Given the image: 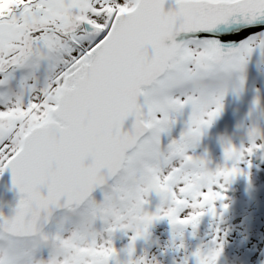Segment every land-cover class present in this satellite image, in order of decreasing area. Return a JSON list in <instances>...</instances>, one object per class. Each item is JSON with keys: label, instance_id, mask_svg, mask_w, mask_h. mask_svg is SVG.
Wrapping results in <instances>:
<instances>
[{"label": "snow or ice", "instance_id": "6c2138e0", "mask_svg": "<svg viewBox=\"0 0 264 264\" xmlns=\"http://www.w3.org/2000/svg\"><path fill=\"white\" fill-rule=\"evenodd\" d=\"M164 3L0 0V173L10 170L21 194L15 214L0 215V264H37L29 205L46 207L64 194L78 201L101 168L147 160L152 187L169 203L146 219L195 229L224 199L213 187L230 183L246 157L264 150L258 139L225 148V166L215 172L188 154L229 89L244 88L249 66L264 67V0H175L167 12ZM185 110L179 137L163 145ZM129 117L131 129L122 130ZM109 243L91 248V264H105ZM220 254L219 245L210 259L192 253L196 264H215Z\"/></svg>", "mask_w": 264, "mask_h": 264}, {"label": "rangeland", "instance_id": "374dc122", "mask_svg": "<svg viewBox=\"0 0 264 264\" xmlns=\"http://www.w3.org/2000/svg\"><path fill=\"white\" fill-rule=\"evenodd\" d=\"M264 69V67H263ZM264 74V73H263ZM244 95H247L248 98L251 100L245 101L243 104L244 106L253 105L254 101H258V104H261L260 109L264 111V101L261 102V100H264V77H248L246 76V84L242 90H240ZM237 92H233L231 89L225 94L224 99L222 101V110L220 112V115L222 113V118L220 117L219 122L218 119L214 120L210 127L204 130V135L201 136V141L198 142L194 147L190 148L188 151L189 155H192L194 157L203 158L205 160V167L209 172H215V170L218 167L225 166V161L223 157V142L224 141H231L233 146L239 148L241 147V144L243 143L244 147H248V142L246 140L242 141L240 137V132L243 128L248 127L249 125H257L261 128L262 132H264V120L259 121L257 119L249 118L246 121H238L237 120ZM257 114H258V107L255 108ZM188 110H185L184 116L181 117L180 123H178L175 127L181 132L184 128L183 121L187 120ZM237 130H240L236 133ZM176 131V130H175ZM174 131V135L175 132ZM170 136V135H164L162 136V144L167 145V143L170 142V139H177L179 135L176 136ZM264 141L257 140L256 143L260 144ZM247 160H264V150L261 151H255L251 157H246L245 161ZM227 166H231V162H228ZM119 181V180H118ZM117 181V183H118ZM116 183V184H117ZM231 185L228 187L224 185L223 188L219 187H213L214 191L218 190H225L228 191V189H231L233 187H238L235 181V178L231 180ZM111 190L103 193L105 199L100 201L99 204H104L110 194ZM230 192V191H228ZM142 199L146 200L147 203L145 204L144 208L145 211H147L150 215L154 213L157 209V207L161 206L160 197L156 194V192H149L146 196H143ZM99 201V200H97ZM97 201H93L94 203L91 205H95ZM217 202H215L214 207L216 208ZM164 207H167V205H163ZM90 207V206H89ZM86 207L85 209L89 208ZM191 213V210H185L183 213H181V218L187 217ZM208 216L203 215L200 217L199 222L197 223L195 229L188 228L186 231H182V233L185 235L184 238L181 239L180 244L181 246L179 248H175L174 245L176 243L170 244L169 242H173L174 239H176L175 236H169V235H179L177 233H170L166 234L164 226L169 223L167 219H162L159 221L154 222L150 228L148 229V234L141 239H138L135 241L134 244V255L133 259H136L138 257H143L145 260V264H179L181 262V259L183 258V255L185 253H189L192 248L195 250L192 252L194 253L201 243L204 242V240L200 241V238L202 239L204 236L202 235L203 232L210 231V227H208V222L205 221L204 218H207ZM60 220H57L55 223L54 231L53 233L59 232L63 240H68L70 234H71V226L70 225H64L62 226L60 223ZM96 228L99 230L101 228V225L99 222L96 224ZM180 233V234H182ZM131 236L132 233L128 231H117L113 234L111 237L113 246L118 249H126L129 243L131 242ZM109 237L107 234H103L102 240H108ZM168 239V240H167ZM248 237L246 236L244 240H247ZM101 239L98 238L97 243L102 242ZM167 240L169 242L161 243V241ZM248 242H246L245 245H247ZM45 246V247H43ZM46 244L41 243L39 244V248L36 252V259L40 260L42 262H46L48 264V261L55 257L58 260H63L66 255H62L58 250L53 249L51 246L46 249ZM145 246V247H144ZM186 248V249H185ZM170 250L172 252L171 255H169L166 258H163L161 256V252H165L166 250ZM84 250L85 255H80V251ZM192 253H190L192 255ZM68 257V256H67ZM72 257H83L84 259L81 260V264H91L92 260L94 259V256L92 254L91 248L87 247H80L78 249H75V255ZM126 257L122 256V259ZM172 258V259H171ZM193 260V259H189ZM185 263V262H183Z\"/></svg>", "mask_w": 264, "mask_h": 264}, {"label": "clouds", "instance_id": "9594fccd", "mask_svg": "<svg viewBox=\"0 0 264 264\" xmlns=\"http://www.w3.org/2000/svg\"><path fill=\"white\" fill-rule=\"evenodd\" d=\"M224 86L227 87L232 83L231 78L226 79ZM197 87H202L197 83ZM257 107L256 103H253V108ZM264 136L261 128L257 125H249L240 132L241 140H246L251 143L253 140L259 139ZM235 147L231 141H224L223 148ZM243 146V143L241 144ZM237 150L239 148L235 147ZM236 155L233 154L232 159H235ZM115 171L120 172L121 176L117 184H115L104 204L93 205L87 209L79 210V204L76 203L73 206V202L65 201L64 205L59 204V200L55 203H51L46 207H33L29 205L26 216L28 223L34 233L39 234L42 242L46 245H50L53 249L58 250L62 255H66L69 258L75 255V249L80 247L93 248L97 244V240L102 239L103 234H107L109 237L108 244L110 249L107 257L103 258L105 264H141V261H145L143 257L133 259L134 244L135 241L144 238L148 234L150 226L159 220L148 221L146 217L157 215L156 211L151 215L145 211L146 200L142 199L149 192H155L152 187L153 171L152 165L147 160H134L131 162H124L118 166ZM160 197L161 206L168 204L169 201L166 197L158 195ZM139 197V199H138ZM140 200L144 202L141 203ZM63 207L64 215L61 217V225H70L71 234L68 240L71 242L67 247L62 244L63 238L57 233H42L39 228V220L41 214L46 218L53 208ZM35 213V219H32V214ZM15 214V212H14ZM97 222L100 223L101 228H96ZM177 234L182 233L185 225L176 224L172 225ZM117 231H128L135 236L136 239L127 246L126 249L118 250L113 244L111 237ZM131 245V247H129ZM200 257L202 259H210L215 249L209 248L207 251H201L199 248ZM197 251V250H196ZM123 257H126L122 259ZM55 258V257H53ZM83 260V257H79ZM100 259V258H95ZM218 259V258H217ZM42 261L37 260V264H41ZM46 264V262H43ZM217 264V260L215 262Z\"/></svg>", "mask_w": 264, "mask_h": 264}, {"label": "bare ground", "instance_id": "6f19581e", "mask_svg": "<svg viewBox=\"0 0 264 264\" xmlns=\"http://www.w3.org/2000/svg\"><path fill=\"white\" fill-rule=\"evenodd\" d=\"M263 73V67H257L255 64H251L247 76L264 77ZM236 95L238 121H246L250 117H254L259 121L264 120V111L260 109V106H262L261 104L257 105L259 109L257 114L255 110L256 107L253 108V105H241L245 101L251 100L247 95H244L240 91H238ZM263 101L264 100H261V102ZM220 117L222 118V113L221 115L219 114L215 120L218 119L219 122ZM174 131L176 132L175 135ZM239 131L240 130H237L236 133ZM179 133L180 131L174 127L170 136H176L179 135ZM200 141L201 139L199 142ZM239 167L241 168V174L235 177L238 187L235 186L228 189L230 192L221 189L218 190L224 199L218 201L214 214L208 213L207 211L205 213L208 217L204 219L208 222L210 231L203 232L202 235L204 237L202 239L200 238V241L204 240V242L199 245V249L203 252L207 251L209 248L215 249L217 245H219L221 254L217 259V264H264V160H247L241 163ZM231 184L230 182L226 186L229 187ZM104 199V195H100L95 200H99L95 205L99 204L100 201ZM61 217L62 216L58 217L55 223L57 220H60ZM53 226L47 233H53ZM188 228H192V226H185L183 231H186ZM164 229L167 235L172 232L177 233L170 223H167ZM169 236H175L176 239H174L173 242L167 241L168 239L163 240L161 243H176L174 245L175 248L181 246L180 241L185 237L183 233ZM246 236L248 239L244 240ZM213 241H215V243H213ZM246 242H248L247 245H245ZM193 244L196 243L193 242ZM192 245L190 251H188L189 253L183 255L184 259H181L179 264H196L195 258L190 254L195 250V245L194 248H192ZM49 247L50 245H47L46 249ZM171 254L172 252L168 249L165 252H161L163 258ZM80 255L84 256L85 251L81 250Z\"/></svg>", "mask_w": 264, "mask_h": 264}, {"label": "water", "instance_id": "95a60500", "mask_svg": "<svg viewBox=\"0 0 264 264\" xmlns=\"http://www.w3.org/2000/svg\"><path fill=\"white\" fill-rule=\"evenodd\" d=\"M176 9L175 0H165L164 10L174 11ZM149 55L151 54V49L149 48ZM133 123V117H129L123 125L122 130H130L131 125ZM127 161H125L126 163ZM87 163V162H86ZM121 173L114 170H109L107 167L101 168L97 172V182L94 184L92 190L88 192L86 195H83L78 201H73V206L76 203L79 204V210H84L88 207L93 201L97 199L103 193L112 189V187L117 183L120 179ZM46 197V191L43 193ZM21 198V194L18 189L15 188L12 184V175L10 170H5L3 173H0V215L4 217H11L14 215V210L16 205L18 204ZM65 201H69L68 194H64L59 199V204L64 205ZM64 215V208L57 207L53 208L50 214L45 218L43 214H41V218L39 220V228L42 233H47L49 229L54 225L56 219L60 216ZM39 244L43 243L40 235Z\"/></svg>", "mask_w": 264, "mask_h": 264}]
</instances>
